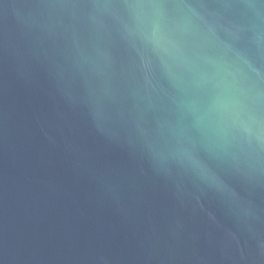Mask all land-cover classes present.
Segmentation results:
<instances>
[{
  "label": "water",
  "instance_id": "water-1",
  "mask_svg": "<svg viewBox=\"0 0 264 264\" xmlns=\"http://www.w3.org/2000/svg\"><path fill=\"white\" fill-rule=\"evenodd\" d=\"M0 264H264V0H0Z\"/></svg>",
  "mask_w": 264,
  "mask_h": 264
}]
</instances>
